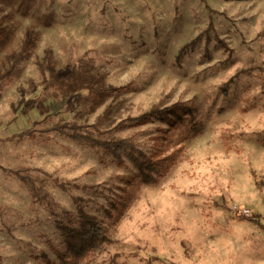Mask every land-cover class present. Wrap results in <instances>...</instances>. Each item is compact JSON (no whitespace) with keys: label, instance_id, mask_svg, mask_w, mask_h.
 <instances>
[{"label":"rangeland","instance_id":"obj_1","mask_svg":"<svg viewBox=\"0 0 264 264\" xmlns=\"http://www.w3.org/2000/svg\"><path fill=\"white\" fill-rule=\"evenodd\" d=\"M172 107L112 134L175 160L153 185L46 131ZM0 167L50 175L63 222L78 197L106 229L77 264H264L250 221L264 224V0H0ZM66 250L49 210L0 170L1 263L62 264Z\"/></svg>","mask_w":264,"mask_h":264},{"label":"trees","instance_id":"obj_2","mask_svg":"<svg viewBox=\"0 0 264 264\" xmlns=\"http://www.w3.org/2000/svg\"><path fill=\"white\" fill-rule=\"evenodd\" d=\"M124 89V87H120L113 88L111 90L116 92ZM174 113H176L175 107L165 110L153 109L140 115L139 117L127 118L114 128L106 131L100 130L98 123L92 125L57 124L46 131L55 132L78 146L101 150L104 154L111 156L119 166L122 165L124 161L131 162L137 170L138 180L140 183L143 185H153L158 183L160 178L169 172L175 160H172L171 157L153 159L146 156L141 150H139L131 140L116 139L112 137V134L119 127H126V125H141L154 116L167 118L169 114ZM178 119L180 123L184 122L182 117L178 116ZM34 137H36V130H28L15 134L6 140L10 142H19L23 139H32ZM0 170L17 178L21 182L22 186L27 190L32 202L49 210L51 216H53L55 226L64 238L65 245L67 247L64 255L68 259L63 260V255H60L62 258V264H77L78 260L84 258L88 252L98 250L102 244L108 241L106 229L101 224L96 222L93 217L84 213L80 205L81 198H74L77 221L75 223H65L60 219V216L54 212L56 205L52 202L48 193L44 190V185L47 182V179L50 178V175L46 173L33 175L32 173H35L36 170L28 169L6 170L0 167ZM52 182L54 186L63 192H68L71 188L77 187L68 182H60L56 179L52 180ZM250 221L264 231V224L260 223L258 220ZM47 263L53 264L48 260ZM0 264H2L1 260Z\"/></svg>","mask_w":264,"mask_h":264}]
</instances>
